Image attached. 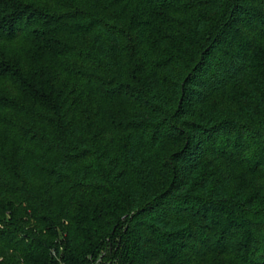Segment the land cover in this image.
<instances>
[{"label": "trees", "instance_id": "trees-1", "mask_svg": "<svg viewBox=\"0 0 264 264\" xmlns=\"http://www.w3.org/2000/svg\"><path fill=\"white\" fill-rule=\"evenodd\" d=\"M0 264H264V0H0Z\"/></svg>", "mask_w": 264, "mask_h": 264}]
</instances>
